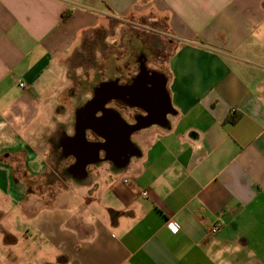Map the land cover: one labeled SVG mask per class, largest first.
<instances>
[{
  "label": "crops",
  "instance_id": "1",
  "mask_svg": "<svg viewBox=\"0 0 264 264\" xmlns=\"http://www.w3.org/2000/svg\"><path fill=\"white\" fill-rule=\"evenodd\" d=\"M0 264H264V0H0Z\"/></svg>",
  "mask_w": 264,
  "mask_h": 264
},
{
  "label": "rangeland",
  "instance_id": "2",
  "mask_svg": "<svg viewBox=\"0 0 264 264\" xmlns=\"http://www.w3.org/2000/svg\"><path fill=\"white\" fill-rule=\"evenodd\" d=\"M141 28H144V29H146L145 27H142V26H140ZM99 51H101V50H98V53H99ZM92 53H95V51L93 52V51H89V50H87L86 52H84L83 50H81V49H79L78 51H76L69 59H67V60H65L64 62H63V69H64V74L67 76V74L69 73L68 72V68H67V70H66V67H69L70 68V74H68V76L71 78H74V79H77V78H79V77H75V71H74V69H73V67H77L78 65H81L80 63H81V61H83V60H85V58L84 57H86V59H87V61L89 60V59H92L93 57L91 56L92 55ZM101 53V52H100ZM99 53V54H100ZM100 58H101V55H100ZM86 61V60H85ZM83 65V64H82ZM85 67H83L84 68V70H81V69H79L80 71H78L80 74H84V73H87L88 72V69H86V67H87V65L88 64H86V62H85ZM67 73V74H66ZM75 73V74H74Z\"/></svg>",
  "mask_w": 264,
  "mask_h": 264
},
{
  "label": "built area",
  "instance_id": "3",
  "mask_svg": "<svg viewBox=\"0 0 264 264\" xmlns=\"http://www.w3.org/2000/svg\"><path fill=\"white\" fill-rule=\"evenodd\" d=\"M22 86H23V85L20 84V87H22ZM141 195H142L143 197H147V192H144V191H143V192H141ZM167 226L170 228V230H171L172 232H177V231H178V227H177V225L174 224L173 222H168ZM220 229H221V225H220V224H217V223H215V224H210V225H209V228H208V230H207V234H208V235H211V236H214V235H216V234L219 233Z\"/></svg>",
  "mask_w": 264,
  "mask_h": 264
},
{
  "label": "flooded vegetation",
  "instance_id": "4",
  "mask_svg": "<svg viewBox=\"0 0 264 264\" xmlns=\"http://www.w3.org/2000/svg\"><path fill=\"white\" fill-rule=\"evenodd\" d=\"M142 124H143V122L139 121V122L136 123L135 126L129 128L128 130H134V128H136L137 126H140V125H142Z\"/></svg>",
  "mask_w": 264,
  "mask_h": 264
},
{
  "label": "water",
  "instance_id": "5",
  "mask_svg": "<svg viewBox=\"0 0 264 264\" xmlns=\"http://www.w3.org/2000/svg\"><path fill=\"white\" fill-rule=\"evenodd\" d=\"M138 127H141V126H137L136 128H138Z\"/></svg>",
  "mask_w": 264,
  "mask_h": 264
},
{
  "label": "trees",
  "instance_id": "6",
  "mask_svg": "<svg viewBox=\"0 0 264 264\" xmlns=\"http://www.w3.org/2000/svg\"><path fill=\"white\" fill-rule=\"evenodd\" d=\"M230 121H232V119H230Z\"/></svg>",
  "mask_w": 264,
  "mask_h": 264
}]
</instances>
